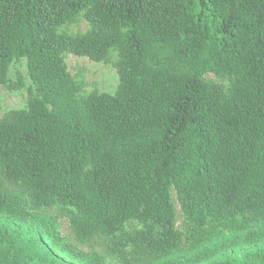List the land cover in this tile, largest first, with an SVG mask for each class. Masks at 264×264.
Segmentation results:
<instances>
[{
    "label": "trees",
    "instance_id": "obj_1",
    "mask_svg": "<svg viewBox=\"0 0 264 264\" xmlns=\"http://www.w3.org/2000/svg\"><path fill=\"white\" fill-rule=\"evenodd\" d=\"M66 53L111 62L115 92H85ZM21 58L39 93L0 117V215L37 226L34 264H110L38 215L52 206L147 264L179 249L180 214L195 242L242 214L252 249L214 264H264V0H0V85L25 86Z\"/></svg>",
    "mask_w": 264,
    "mask_h": 264
},
{
    "label": "rangeland",
    "instance_id": "obj_2",
    "mask_svg": "<svg viewBox=\"0 0 264 264\" xmlns=\"http://www.w3.org/2000/svg\"><path fill=\"white\" fill-rule=\"evenodd\" d=\"M88 27V22L80 15L74 22L64 25L61 31L77 33L86 31ZM66 61L70 72L83 84L85 92L98 90L113 93L117 89L119 75L111 62H97L72 53H66ZM18 73H21L25 79L23 88L12 90L4 84L0 85V117L10 109L26 107L31 93H39L29 75L26 58L12 63L9 70L10 77L16 80ZM209 78L221 81L214 74H210ZM178 209L180 211L179 206ZM37 213L41 218L46 219L51 227L63 236L66 243L80 255L101 254L110 264H147L134 257L130 251L124 254L114 253L109 247V240L103 236H95L87 241L78 240L69 226L68 208L45 207L38 209ZM177 226L183 233L179 249L174 254L152 264H214L226 256L239 258L244 256L245 250L252 249L241 240L246 228L242 214L210 225L208 237L199 242L191 240L187 223L181 214ZM37 229L35 225L21 224L0 215V260L4 264H34L37 257L36 249L30 245L31 243L29 244V238ZM59 248L57 245L53 247L54 250ZM12 256L15 261H10ZM59 256L63 261L72 264H77L74 259L79 260L77 255H70L65 249L60 250Z\"/></svg>",
    "mask_w": 264,
    "mask_h": 264
}]
</instances>
